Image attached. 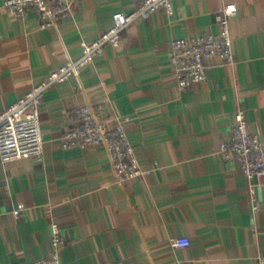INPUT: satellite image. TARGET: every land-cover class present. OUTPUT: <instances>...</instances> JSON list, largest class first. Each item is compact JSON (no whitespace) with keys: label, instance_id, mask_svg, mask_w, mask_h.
<instances>
[{"label":"crops","instance_id":"1","mask_svg":"<svg viewBox=\"0 0 264 264\" xmlns=\"http://www.w3.org/2000/svg\"><path fill=\"white\" fill-rule=\"evenodd\" d=\"M0 0V113L81 55L116 12L141 0H79L74 13L51 30L38 12L14 15ZM235 63L214 59L208 78L186 90L170 49L175 39L219 32L224 8ZM122 33L80 75L51 88L41 108V157L0 159V264H30L51 249L52 223L66 239L62 264H254L264 256V185L260 208L250 200L238 166L218 153L234 116L245 109L253 134L264 140V0H175ZM82 105L125 119L128 138L150 176L118 182L105 147L64 148L69 113ZM264 181V180H263ZM26 210L14 215L19 205ZM188 238L189 247L172 245Z\"/></svg>","mask_w":264,"mask_h":264},{"label":"built area","instance_id":"2","mask_svg":"<svg viewBox=\"0 0 264 264\" xmlns=\"http://www.w3.org/2000/svg\"><path fill=\"white\" fill-rule=\"evenodd\" d=\"M79 0H7L6 7L16 16L28 18V11L38 12V27L51 30L61 20L70 17ZM165 10L170 16L175 14V0H141L131 13L116 12L113 23L100 37L81 43V55L67 60L27 94L0 113V159L3 164L28 157H41L45 140L41 123V108L47 92L66 83L73 76L80 75L94 60L111 45L119 49L122 33L139 20H148L152 15ZM239 15L235 4L224 8L219 20V32L198 37L175 39L171 43L170 55L178 76V88L186 90L208 78L212 60L219 59L225 64L235 63L230 22ZM71 128L63 142L64 148L79 147L83 150L105 147L118 182H126L150 176L161 170L159 162L143 167L137 151L128 138L125 127L128 118H114L104 113L100 106L82 105L69 113ZM218 153L234 162L245 176L254 212L259 210L258 190L264 185V140L251 132L245 109H239L234 116L231 134L220 145ZM21 204L14 211L20 217L26 210ZM51 249L47 256L30 264H62L61 251L66 245L62 228L57 221L52 223ZM188 238H174L172 245L177 248L189 247ZM115 264H124L118 261ZM254 264H264V256L259 255Z\"/></svg>","mask_w":264,"mask_h":264}]
</instances>
